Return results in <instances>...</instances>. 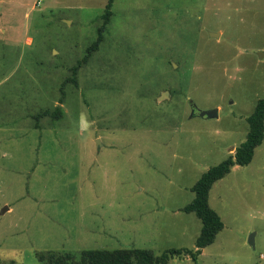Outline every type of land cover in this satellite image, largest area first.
Masks as SVG:
<instances>
[{"label":"rangeland","instance_id":"1","mask_svg":"<svg viewBox=\"0 0 264 264\" xmlns=\"http://www.w3.org/2000/svg\"><path fill=\"white\" fill-rule=\"evenodd\" d=\"M106 3L0 0V264H38L43 250L196 249L192 187L245 141L264 98V0H115L106 42L63 95ZM59 105L60 120L33 117ZM209 200L224 228L197 260L169 264H264V141Z\"/></svg>","mask_w":264,"mask_h":264},{"label":"trees","instance_id":"2","mask_svg":"<svg viewBox=\"0 0 264 264\" xmlns=\"http://www.w3.org/2000/svg\"><path fill=\"white\" fill-rule=\"evenodd\" d=\"M114 5L115 0H107L105 9L100 16V24L98 25L96 34L97 37L85 47L83 56L77 59V63L70 68L71 76L67 77L61 85L63 95H65L64 91L68 82H73L78 85L81 67L90 63L94 58L95 53L99 51L106 42L110 31V24L114 17ZM183 37V45L186 44L188 47H191L196 44L191 36ZM180 44L182 45V43ZM174 48L177 50V46ZM161 56H163V54L159 55V57ZM179 57H174V60H178ZM166 60L168 59L165 58V65L167 62ZM168 63L172 70L178 71L177 74L183 77L181 71L174 67L173 61H169ZM145 71L149 74L152 73V71L147 69H145ZM191 71L192 65L190 63V68H188L186 72L187 75L191 74ZM179 75L173 77L179 78ZM155 82H158V80L153 78V82L151 83L156 86ZM46 115L52 116L54 120H60L64 116V111L62 106L59 105L53 111L46 109L33 115V117L36 122H38ZM248 124L249 129L246 139L235 149V153H231L218 165L212 166L192 187L195 197L193 201L184 208V211L194 212L202 220V231L197 239L196 249H171L163 252L161 255H156L154 251L140 247L85 249L79 252L67 250H43L36 253L38 264H169L173 257L182 255H188L194 260H197L202 253V249L213 244L219 232L224 228V222L221 216L210 206L209 199L212 187L217 181L229 174L235 165H248L253 160L256 148L264 141V98L258 100L254 111L248 117ZM38 126L39 125L36 123L37 128ZM2 264L26 263L11 259Z\"/></svg>","mask_w":264,"mask_h":264},{"label":"water","instance_id":"3","mask_svg":"<svg viewBox=\"0 0 264 264\" xmlns=\"http://www.w3.org/2000/svg\"><path fill=\"white\" fill-rule=\"evenodd\" d=\"M220 35V33H215V32H211V36H214V37H218ZM168 95L169 96V91H165L163 96H162V99L165 98V96ZM196 109H193L192 111V116L196 115L197 113L195 112ZM200 116L202 117H216L218 115V108H215L213 110H204V111H199L198 113ZM98 146H100V139L98 140ZM4 212V210H3ZM249 243L255 247V237H254V234H252L249 238Z\"/></svg>","mask_w":264,"mask_h":264},{"label":"flooded vegetation","instance_id":"4","mask_svg":"<svg viewBox=\"0 0 264 264\" xmlns=\"http://www.w3.org/2000/svg\"><path fill=\"white\" fill-rule=\"evenodd\" d=\"M192 107H193V109H196V107H195V106H193V105H192ZM195 112H196V110H195ZM196 113H197V112H196Z\"/></svg>","mask_w":264,"mask_h":264}]
</instances>
